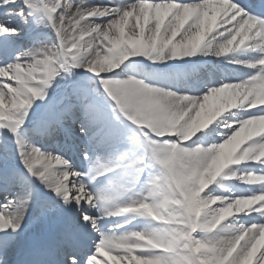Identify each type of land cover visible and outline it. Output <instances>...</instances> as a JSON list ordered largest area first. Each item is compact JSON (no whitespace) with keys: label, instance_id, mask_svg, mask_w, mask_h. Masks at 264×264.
Masks as SVG:
<instances>
[{"label":"snow or ice","instance_id":"snow-or-ice-1","mask_svg":"<svg viewBox=\"0 0 264 264\" xmlns=\"http://www.w3.org/2000/svg\"><path fill=\"white\" fill-rule=\"evenodd\" d=\"M0 264H264V0H0Z\"/></svg>","mask_w":264,"mask_h":264}]
</instances>
